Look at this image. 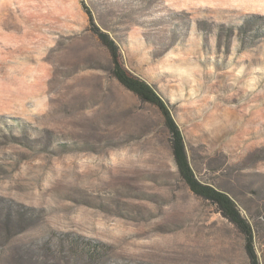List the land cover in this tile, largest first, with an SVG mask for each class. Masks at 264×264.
I'll return each instance as SVG.
<instances>
[{
  "label": "rangeland",
  "instance_id": "1",
  "mask_svg": "<svg viewBox=\"0 0 264 264\" xmlns=\"http://www.w3.org/2000/svg\"><path fill=\"white\" fill-rule=\"evenodd\" d=\"M83 4L264 264V0H0V264H249L180 180L161 114L112 77Z\"/></svg>",
  "mask_w": 264,
  "mask_h": 264
},
{
  "label": "trees",
  "instance_id": "2",
  "mask_svg": "<svg viewBox=\"0 0 264 264\" xmlns=\"http://www.w3.org/2000/svg\"><path fill=\"white\" fill-rule=\"evenodd\" d=\"M83 10L88 16L91 32L97 37L101 45L109 54L112 77L127 91L131 92L139 101L155 107L163 118V124L169 136L171 155L177 169L180 180L186 185L188 190L196 197L213 205L220 216L231 224L244 239V251L249 264H260L254 247V232L250 223L242 216L236 203L223 191L215 187L200 182L192 169L183 135L175 122L169 104L161 97L153 86L128 71L123 64L119 48L115 41L102 31L93 22L91 12L83 4ZM69 247L82 257L92 261L101 258L102 244L81 238L68 239Z\"/></svg>",
  "mask_w": 264,
  "mask_h": 264
}]
</instances>
